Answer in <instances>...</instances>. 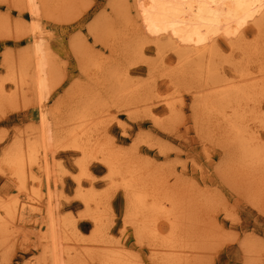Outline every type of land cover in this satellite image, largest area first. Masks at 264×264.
Instances as JSON below:
<instances>
[{"label":"rangeland","instance_id":"rangeland-1","mask_svg":"<svg viewBox=\"0 0 264 264\" xmlns=\"http://www.w3.org/2000/svg\"><path fill=\"white\" fill-rule=\"evenodd\" d=\"M138 3L0 0V201L39 206L0 227V264H54L57 250L62 264H104L113 250L138 264H264V15L232 39L218 35L208 58L180 60L146 32ZM36 41H43L41 53ZM42 56L45 87L39 89ZM225 83L233 99L217 113L204 100L219 95ZM239 89L246 92L235 95ZM42 114L51 131L47 144ZM72 131L81 135L88 159L110 145L125 165H146L141 171L149 187L179 210L174 248H157L155 235L136 233L135 220L126 217L127 193L110 189L101 161L90 159V177L81 175L83 154L64 147ZM16 144L38 147L33 162L27 155L26 184L3 161ZM112 181L120 186L122 177ZM90 187L105 216L100 239L109 242L102 244L89 242L95 225L81 216L86 206L79 195ZM49 203L60 219L73 215L86 240L65 226L56 240L44 237ZM158 229L168 236L172 225L162 219Z\"/></svg>","mask_w":264,"mask_h":264},{"label":"bare ground","instance_id":"bare-ground-1","mask_svg":"<svg viewBox=\"0 0 264 264\" xmlns=\"http://www.w3.org/2000/svg\"><path fill=\"white\" fill-rule=\"evenodd\" d=\"M35 1L36 0H31L32 3H34ZM29 9H31L32 13L33 12L36 13L35 11L37 8L34 4H32ZM263 11H264V0H139V3H138V13L142 21V26L144 27V29H146V32H148L150 35L157 36L160 42L159 47H163V48L170 47L171 49H175L180 56V60L187 59V58H196V59L208 58L209 56H211L212 47H214L215 39L218 35H225L229 39H232L233 37L238 36V34L241 33V31L244 29L246 25H248V23H250V21L256 20L257 16L264 15L262 14ZM36 14H38V12ZM257 30L259 29L257 28ZM42 46H43V41H36V48H37L38 53H41ZM40 58L41 59H40V62L38 63L39 64L38 68H39L41 76L38 79V82H39L38 88L42 89L43 87H45V81L42 76V71H44V63H43V56ZM223 85H225L224 86L225 88H223L224 92L221 90L222 92H220L219 95H217L216 97L213 96L214 99L212 97H208L204 100V105H206V107H208L209 109L216 110L217 113L219 112V110L226 108L225 101L227 102L229 99H233V98H229L232 95L233 90H229L231 88H229L228 90L226 89L228 88L226 86H229L228 84L225 83ZM1 87L2 86L0 84V94L2 92ZM247 87L245 86V88ZM250 87L248 89H250ZM245 88L244 90H246ZM224 89H226L227 91ZM248 89L246 91H248ZM244 90L239 89L238 91H235V95L237 94L239 95L241 93L243 94V92H246ZM248 92H251V91H248ZM246 94L248 93H245V95ZM238 98L236 97L234 99L236 100ZM243 98L245 97H242V99ZM239 102L241 103V101ZM236 108L237 107H235L234 109ZM240 109H243V108H240ZM221 111L225 112L226 110H221ZM45 117L46 116L42 114L43 124H42V129H41V133H42L41 138H42V143L44 144L46 143L47 140H50V138H52L48 135L49 128H48V124L46 123L47 119ZM230 118H228V121H230L231 123L233 122L234 119L232 120V118L231 119ZM226 121L227 120L225 118V121L223 120V122L226 123ZM236 121L235 123H237ZM237 128H239V126ZM69 135L70 136L68 137V141L64 138L66 140V146L64 147H68L67 150L70 149V150L83 154V155L81 154L83 156L82 159H80L78 162V165L80 166V169L82 170L81 175L89 176L88 166L90 164L89 162L90 159H97L101 161L108 168V172H109L108 179L111 182L110 189H112L111 187H122L127 193L129 210H128L126 217H127V220H130L132 223L134 222L133 220H135L136 229L134 230L136 231V233L142 237H146L149 235H153V236L155 235V238H158L161 240V242L154 244L156 245V247L161 246L164 248L169 247V249L170 248L172 249V247L174 248V245L177 242L176 239L179 235L178 228L180 227L179 226L180 220L176 221V217L179 216L178 215L179 210L176 212L177 206H175L176 203L174 200H171L170 197H167V200H165L166 197L164 198V196H162L163 199L158 198L159 192L157 191L158 190L157 187H152V188L149 187L150 185L149 181L144 175H142V171H141L142 169H146V165L145 164L144 165L143 164L132 165L133 163L125 165L121 161L122 160L121 156L119 157L116 150L110 145L104 146L102 149H100L101 153L104 152L102 153V155L100 154L101 156L96 155L88 159L87 146L86 144H82L80 142V140H82L80 139L81 135L73 131L70 132ZM34 144L36 145V143ZM41 144H40V148H41ZM35 145L29 144L27 146L28 149H26L27 151L28 150L29 151L26 152V150H24L22 146L16 144L11 147V149L5 154L3 158V161L8 165L10 173L14 177L16 176V178L19 177L18 179L22 180V182L25 184H26V179H27V174H28L27 155L31 159V162H33L32 158H34L33 156L38 150V147ZM37 145L39 146V143H37ZM42 148L44 147L42 146ZM43 150H44V154L46 155V152H47L46 148ZM257 155L254 156L255 159ZM259 156H261V154L258 155V157ZM46 161H48L47 157H46ZM118 176L122 177V182L119 184L120 186H117L112 181L113 179H115V177H118ZM33 178L36 179L39 177L33 176ZM78 181L81 186L82 178L79 177ZM25 184H22V186ZM90 188L91 189L88 192H85L82 190L80 192L81 194L79 195V197L85 204L84 207L86 206V212L82 214L81 216L82 218H90L92 222H94V225H95V230L93 231L94 235H92V239H89V242H93V243L97 242V243L102 244L101 242L103 243L109 242V241H106L105 239L104 240L100 239L106 233V230H107L105 227L106 224H104L105 216L102 212L103 210L100 208L99 203L97 202L98 201L97 192L95 191L94 187H90ZM151 189L152 191L150 192ZM37 195L40 197L41 194L37 192ZM107 195L109 197L110 192ZM36 200L37 199L32 198L31 201H36ZM164 200L169 201L172 207L171 208L169 207V209H166L167 206L165 205ZM93 204L95 206H92ZM37 207L39 206H37L35 203H32V202H24L20 206L19 199H16V201L8 200L7 203H2V201H0V227L6 226L7 224L6 222H8V220H6L7 217L8 218L10 217V219L13 220V218L11 217H14V218L20 217V214L22 215H25L27 213L31 214L32 211H35ZM53 210L54 209L52 208V204L50 205L49 203L47 207V215H45L48 229L46 231L47 234L43 235L44 237H46L47 239L53 238L56 240L58 234L61 233L60 230L61 229L63 230V226H65V227H69L70 229L74 230L81 239L86 240L84 236L81 235L77 227V220L75 217H73V215L66 214L67 216L64 215L65 217L63 219H60L58 215L54 214ZM162 219H166V221H170L172 225L170 235L168 236L167 235L164 236V234H162L159 231L160 229H158V222ZM15 220H17V218H15ZM58 241H60V239ZM56 243L53 246H57ZM57 247H55V249ZM71 249H68V250H71ZM57 251H54L55 254L57 253L56 255L53 256L54 264H62L63 262L62 256L58 255ZM61 254H63V252ZM105 255L106 256L104 257V262H105L104 264H138V262H136L135 260H132V257L130 259L129 255L125 254V252L121 250H113L110 253L109 252L106 253ZM171 255H170L171 258L173 257L175 258L177 254L175 255L174 253L172 255L173 257ZM75 256L73 257L75 258ZM70 257L72 256L70 255ZM170 260L171 259H168V261H166L163 258V261H166V262H170ZM172 263H173V259H172Z\"/></svg>","mask_w":264,"mask_h":264}]
</instances>
